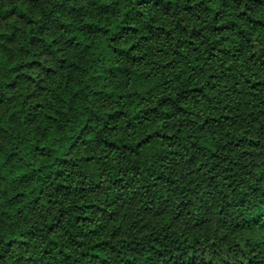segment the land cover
I'll return each instance as SVG.
<instances>
[{
    "label": "trees",
    "instance_id": "16d2710c",
    "mask_svg": "<svg viewBox=\"0 0 264 264\" xmlns=\"http://www.w3.org/2000/svg\"><path fill=\"white\" fill-rule=\"evenodd\" d=\"M0 13V104L62 70L0 113V264H264V0Z\"/></svg>",
    "mask_w": 264,
    "mask_h": 264
},
{
    "label": "rangeland",
    "instance_id": "374dc122",
    "mask_svg": "<svg viewBox=\"0 0 264 264\" xmlns=\"http://www.w3.org/2000/svg\"><path fill=\"white\" fill-rule=\"evenodd\" d=\"M13 18H17L18 15L15 13L11 15ZM8 17V15H7ZM8 18L4 14L0 13V22L4 23L7 21ZM22 21V19H19ZM98 51L94 49L88 56V59L82 60V64H85V72L84 76H87L89 72H92L94 69L100 70L99 65L96 64V58ZM41 60V65L37 67H32L30 69H26L27 72L31 74L32 77H34V80L31 82L25 81L22 77L20 78V83L14 87L11 92L9 93L10 97L6 98L1 104H0V113L5 117L9 116L11 112H13L14 108H16L17 104L21 101L22 99V92L23 88L27 86L28 91H34L38 92L39 91V85L40 86H45L47 85L50 81L52 76H57L61 74L62 70L61 68L56 65L55 63L53 64L52 58L47 56L46 54H42L40 56ZM98 65V66H97ZM73 76V74L71 75ZM110 76L106 73L105 77L100 80L99 84L102 86L109 85ZM38 80L36 83L35 81ZM77 78H74V82H76ZM39 83V85H38ZM74 84V83H72ZM80 86L82 82L79 83ZM41 90V88H40ZM82 98H85V95L82 96ZM34 102V99L31 101V103ZM1 139V138H0ZM242 235L244 237H251L252 239H255L257 241H262L264 239V228H259V227H252L243 230Z\"/></svg>",
    "mask_w": 264,
    "mask_h": 264
}]
</instances>
